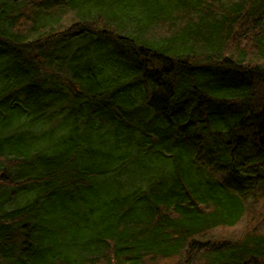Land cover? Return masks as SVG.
<instances>
[{
  "label": "trees",
  "instance_id": "1",
  "mask_svg": "<svg viewBox=\"0 0 264 264\" xmlns=\"http://www.w3.org/2000/svg\"><path fill=\"white\" fill-rule=\"evenodd\" d=\"M0 264H264V0H0Z\"/></svg>",
  "mask_w": 264,
  "mask_h": 264
},
{
  "label": "rangeland",
  "instance_id": "2",
  "mask_svg": "<svg viewBox=\"0 0 264 264\" xmlns=\"http://www.w3.org/2000/svg\"><path fill=\"white\" fill-rule=\"evenodd\" d=\"M240 227H241V224L240 225L238 224L237 226L232 227V228L231 227L230 228H220L219 230L214 232L215 233L214 235L216 237H226V236H232V235L240 236V234L242 235L245 232V230L242 229V227L240 229Z\"/></svg>",
  "mask_w": 264,
  "mask_h": 264
}]
</instances>
